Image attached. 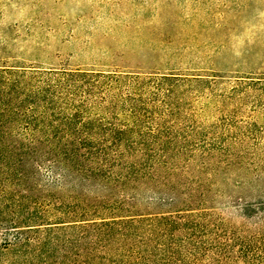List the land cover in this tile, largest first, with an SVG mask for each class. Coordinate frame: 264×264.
<instances>
[{"label":"rangeland","instance_id":"1","mask_svg":"<svg viewBox=\"0 0 264 264\" xmlns=\"http://www.w3.org/2000/svg\"><path fill=\"white\" fill-rule=\"evenodd\" d=\"M1 129L0 264H264V0H0Z\"/></svg>","mask_w":264,"mask_h":264},{"label":"trees","instance_id":"2","mask_svg":"<svg viewBox=\"0 0 264 264\" xmlns=\"http://www.w3.org/2000/svg\"><path fill=\"white\" fill-rule=\"evenodd\" d=\"M8 135H7V133H5L1 129L0 130V141L3 140ZM65 138L66 137H61V139H65ZM66 141L70 145V147H67V149H65L64 154L67 156L68 153H70L77 160L78 145H79V143H77L76 141H73V140H70L69 141L68 138H66ZM55 163H58V164L62 165L63 162H59L58 161V162H55ZM78 164L79 165H74L73 168L76 171H78L79 173H83L85 176L87 175L85 177V180L86 181H88V179H91L92 177H95L97 175V173H99L98 170H100V168L95 167L94 169H91V170L90 169H87L86 170V169H84V167H82V165L80 163H78ZM69 170H71V169L67 165L64 166V170L62 171V173H59V176H62L64 178L66 177L67 181L69 180V181H71V183H75L72 180H70V179H74V176L69 175ZM86 173H88V174H86ZM108 180H109V178H108ZM195 219H196V217H194V215L179 216V217H175V218L174 217H171V216H164V217H160V218H156V219L143 218V219H139V220L133 219V218H130V219H122V220H115V219H113L112 221L103 219L101 222H98V221H91L90 222L89 221L90 222L89 223L87 221V223H85L82 226V229L87 234L88 233H93V232L97 233L98 238L100 237L101 239L102 238L105 239V238H113V237H116V235L118 233L121 234V235H123V236H129L130 233L132 232V230H131L132 226L133 227L135 226L134 224H136L138 226V224L145 223L147 221L153 222V223H157V224L158 223L159 224H164V228H166V231L171 230L173 228H177V229L179 228L180 230L181 229H186V228L189 229V227H188L189 225L190 226L191 225H194L196 227L201 226L203 228L202 230H204L205 229L204 228V225H202L201 223H197V221H195ZM26 220H32V219H28L27 218ZM21 221L20 222L13 221V222H14V224H21ZM26 223H32V221H26ZM27 227H28L27 229L33 230V231H30L31 233H33V232L34 233L35 232H40L38 230L39 228H36L33 225H27ZM66 227L67 226H62V228H66ZM138 228H141V227H138ZM90 229H92V230L90 231ZM222 232H224V230ZM86 233L83 234V235H86ZM22 234H24V233H22ZM217 235H219V234L217 233ZM19 239L24 240V242H30L31 241L27 237L24 238L22 236ZM96 240H97V236H96ZM182 243H185L186 244L188 242L182 241ZM214 247H216V249H217L216 251L219 252V255L221 253H226L227 254L228 252H230L229 251L228 244H223L219 240H216V244H215ZM186 248H187V244L186 245H183V249H186ZM185 251L186 250H178L176 247H171L170 248V252L166 253L168 255V258L166 259L165 264H172V263H174V261H177L179 259L178 257H181L182 256V258H183L184 255H185L183 252H185ZM136 252L137 251H135L134 249H132L130 247L127 250L126 256L129 257V258H132L134 256V254H137L138 256L142 257V259L145 257L144 254L136 253ZM188 252H190V251H188ZM136 262H137V260L135 261V264H136ZM115 264H134V263H132V261H119V260H117V261H115ZM177 264H180V260L177 262Z\"/></svg>","mask_w":264,"mask_h":264}]
</instances>
